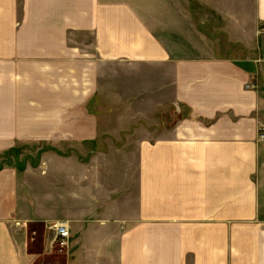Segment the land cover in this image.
<instances>
[{
    "label": "crops",
    "instance_id": "crops-1",
    "mask_svg": "<svg viewBox=\"0 0 264 264\" xmlns=\"http://www.w3.org/2000/svg\"><path fill=\"white\" fill-rule=\"evenodd\" d=\"M196 2L0 0V264H34L27 225L55 220L63 264H264V0ZM108 96L174 119L136 124L128 184L71 163L45 215L16 145L112 134Z\"/></svg>",
    "mask_w": 264,
    "mask_h": 264
},
{
    "label": "rangeland",
    "instance_id": "rangeland-1",
    "mask_svg": "<svg viewBox=\"0 0 264 264\" xmlns=\"http://www.w3.org/2000/svg\"><path fill=\"white\" fill-rule=\"evenodd\" d=\"M186 6L194 10H199L200 5L196 0H185ZM105 106H99L94 99V111L89 112L98 123H119L121 128L107 129L112 134H100L93 141L89 142H46L27 141L17 144V163L19 169L26 168V173L40 172L34 186L31 178L28 177L26 194L30 195L36 190V195L43 200L46 208H42L45 215L54 216L60 211H64L63 206L66 201V168L73 164L74 168L89 166L95 170H101L106 177L107 185L110 187L117 182V179H125L123 184L130 183V178L134 175L136 167V145L132 141L136 124L145 120L160 121L173 120L172 111H162L158 108L155 112L139 111V105L135 101H129L126 96L121 105L115 106L114 97L108 96ZM90 106V107H91ZM145 108L144 106H140ZM99 108V110H98ZM81 115L82 113H77ZM155 122V123H156ZM124 125V127H122ZM104 129L99 128L98 130ZM101 136V137H100ZM71 167V166H70ZM106 171V172H105ZM115 173L117 175H115ZM51 179L50 186L46 181ZM39 180V181H38ZM116 180V181H115ZM49 182V180H48ZM47 182V183H48ZM49 185V184H48ZM32 190L28 191L29 188ZM54 188L57 191H54ZM32 193V194H33ZM57 207V208H56ZM27 249L30 253L37 255L34 264H63L66 246L59 239H54L51 230H48L43 222H32L27 225ZM53 238V240H52ZM49 239L52 245L49 247Z\"/></svg>",
    "mask_w": 264,
    "mask_h": 264
},
{
    "label": "built area",
    "instance_id": "built-area-1",
    "mask_svg": "<svg viewBox=\"0 0 264 264\" xmlns=\"http://www.w3.org/2000/svg\"><path fill=\"white\" fill-rule=\"evenodd\" d=\"M260 33H264V23L259 25ZM258 138L264 139V127H261L258 131ZM49 230L53 233L54 239H59L63 244H66L69 237L68 225L64 220H55L48 225Z\"/></svg>",
    "mask_w": 264,
    "mask_h": 264
}]
</instances>
